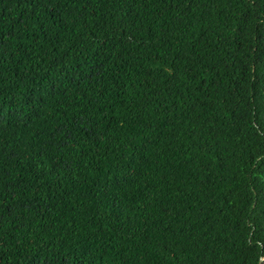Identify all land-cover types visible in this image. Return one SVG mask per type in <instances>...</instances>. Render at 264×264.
Listing matches in <instances>:
<instances>
[{
	"label": "trees",
	"instance_id": "1",
	"mask_svg": "<svg viewBox=\"0 0 264 264\" xmlns=\"http://www.w3.org/2000/svg\"><path fill=\"white\" fill-rule=\"evenodd\" d=\"M264 0H0V264H260Z\"/></svg>",
	"mask_w": 264,
	"mask_h": 264
},
{
	"label": "water",
	"instance_id": "2",
	"mask_svg": "<svg viewBox=\"0 0 264 264\" xmlns=\"http://www.w3.org/2000/svg\"><path fill=\"white\" fill-rule=\"evenodd\" d=\"M260 264H264V259L261 261V263Z\"/></svg>",
	"mask_w": 264,
	"mask_h": 264
}]
</instances>
